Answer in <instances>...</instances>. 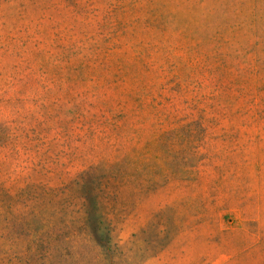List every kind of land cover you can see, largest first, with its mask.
Masks as SVG:
<instances>
[{"label": "rangeland", "instance_id": "rangeland-1", "mask_svg": "<svg viewBox=\"0 0 264 264\" xmlns=\"http://www.w3.org/2000/svg\"><path fill=\"white\" fill-rule=\"evenodd\" d=\"M0 264H264V0H0Z\"/></svg>", "mask_w": 264, "mask_h": 264}]
</instances>
